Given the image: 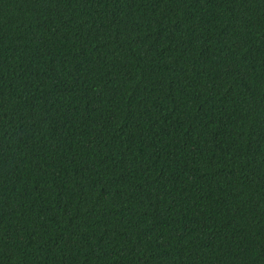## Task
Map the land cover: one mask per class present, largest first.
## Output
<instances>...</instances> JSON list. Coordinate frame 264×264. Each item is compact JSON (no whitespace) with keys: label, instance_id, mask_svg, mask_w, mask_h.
<instances>
[{"label":"trees","instance_id":"obj_1","mask_svg":"<svg viewBox=\"0 0 264 264\" xmlns=\"http://www.w3.org/2000/svg\"><path fill=\"white\" fill-rule=\"evenodd\" d=\"M0 264H264V0H0Z\"/></svg>","mask_w":264,"mask_h":264}]
</instances>
